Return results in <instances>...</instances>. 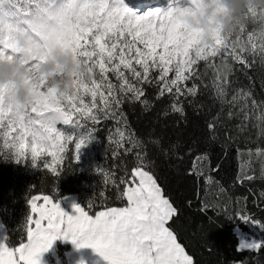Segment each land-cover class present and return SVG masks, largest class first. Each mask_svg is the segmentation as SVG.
<instances>
[{"label": "snow or ice", "instance_id": "6c2138e0", "mask_svg": "<svg viewBox=\"0 0 264 264\" xmlns=\"http://www.w3.org/2000/svg\"><path fill=\"white\" fill-rule=\"evenodd\" d=\"M226 19L231 22L228 30ZM57 49L70 53L90 76L85 79L74 72L68 93L49 86L37 71ZM2 62L22 64L31 74L25 83L30 84L33 101L21 108L11 99L16 85L0 84V155H11L17 162L30 160L34 167L58 177L73 137L64 135L57 124L79 127L86 123L91 133L111 119L117 124L109 137L113 155H132L134 161L119 176L114 170H99L104 183L99 193L102 210L92 212L97 204L90 201L87 210L73 205L75 214L68 215L51 195H33L26 241L15 246L0 243V264H41L42 253L57 239L92 248L107 264H196L173 227L181 209L160 183L145 142L128 125L123 105L139 103L150 110L166 101L163 116L174 113L186 119L185 105L196 103L203 86L221 105V112L224 105L229 106L226 117L217 113L208 122L209 139H215L218 122L233 118L240 119L241 130L253 121L252 127L264 138V100H256L251 85L246 90L233 88L236 65L250 70L258 64L264 71V4L244 0L241 13L233 19L226 0H187L186 7L146 14L135 13L123 0H0ZM148 87L156 89L151 101ZM83 143L75 142L76 160ZM152 143L163 156L175 147L166 146L161 138ZM187 154L193 155L192 149ZM253 156L261 160L260 178L264 179V147H257L247 150L248 162L241 163L238 182L256 179L249 174ZM208 161L206 153L195 155L187 171L195 181L204 178L206 187L217 183ZM109 189H115L120 206H109ZM224 191L219 187L220 194ZM203 196V211L221 207L218 198L214 197L215 203L208 200L207 191ZM258 198H264V192ZM233 216L260 223L243 209ZM242 248L260 252L264 243L237 250Z\"/></svg>", "mask_w": 264, "mask_h": 264}, {"label": "trees", "instance_id": "16d2710c", "mask_svg": "<svg viewBox=\"0 0 264 264\" xmlns=\"http://www.w3.org/2000/svg\"><path fill=\"white\" fill-rule=\"evenodd\" d=\"M156 1L169 4L186 0ZM236 68L233 88L246 90L251 85L256 100H264V71L259 65L250 70H239V65H236ZM155 92V87H148L147 95L150 101ZM166 103L157 102L150 110H145L139 103L126 102L123 111L134 135L145 142L148 156L154 161L153 170L160 183L166 187L167 193L181 209L179 218L173 225L180 241L186 245L196 264H233L234 261L264 264V250L260 252L237 250L239 238L235 228L243 232H249L250 228L248 221H243L237 216L231 217L234 211L243 209L246 214L260 220L258 224L264 230V198H258L259 194L264 192V179L260 178L261 160L253 156L250 161L249 174L254 175L256 179L243 183L237 180L241 163L248 162L247 150L255 151L257 147H264V138L260 137L259 129L252 127L253 121H249L248 126L241 130L237 127L241 123L239 118L224 119L218 122L215 139H209L208 122L217 113H220L221 117H226L229 106L224 105V111L221 112V105L212 99L210 91L203 86L196 103L185 105L186 119H181L174 113H169L167 117L163 116L161 113ZM116 128V122L111 119L104 120L91 133L86 123L79 127L74 124L65 126L64 132L67 136L73 137V141L66 149L62 171L58 177H54L42 167H34L30 160L17 162L11 155L6 157L0 155V218L8 246L18 245L22 239L26 241V229L31 216L30 200L33 195L43 192L54 199L77 195L86 210L90 201L97 204L92 212L102 210L99 207L101 203L99 193L104 190V183L103 174L99 170H114L115 175L119 176L124 167H131L134 161L132 155H121L119 158L113 155L114 145L109 137L115 134ZM229 135L231 139L227 138ZM81 136L92 140L91 146L97 158L94 170L81 172L78 165L73 162L71 152H68ZM157 138H161L166 146H175L167 156L161 155L158 148L153 145L152 141ZM188 149H192L193 155L187 154ZM238 149L244 155H241ZM205 153L209 157L211 174L217 182L207 187L204 178L195 181L193 177L187 175L194 156ZM205 172H208V167L205 168ZM221 186L225 189L223 194L219 192ZM205 191L208 193V200L215 203L214 197L218 198L221 207L203 211L201 205ZM197 193L200 194L199 199ZM106 195L111 198L109 206H120L115 200V189H109ZM210 219L213 221L212 224H209ZM61 248L59 245L57 250L59 254Z\"/></svg>", "mask_w": 264, "mask_h": 264}, {"label": "rangeland", "instance_id": "374dc122", "mask_svg": "<svg viewBox=\"0 0 264 264\" xmlns=\"http://www.w3.org/2000/svg\"><path fill=\"white\" fill-rule=\"evenodd\" d=\"M124 4L128 6L131 10H133L137 14H146L150 10L156 9H164L167 10L172 7H186L187 0L185 2H171L169 4H164L162 2L151 3L149 6L145 7V9H141L134 6L130 1L123 0ZM141 3V2H139ZM226 3L230 9V5L228 4L227 0ZM138 8V9H137ZM233 10V9H232ZM225 21L229 20H224ZM68 124L58 123L57 128L60 130L64 135L65 126ZM67 136V135H66ZM79 140H83V146L80 148L78 156L79 159L76 160L74 156L75 152V145L71 151V155L73 157V162L78 165V168L81 172L84 170L92 169L94 170L95 163H96V155L92 149V140L88 138H84L83 136L79 137ZM71 143V142H70ZM43 159V158H42ZM50 159V158H47ZM53 200L59 203L60 207L68 214L74 215V208L73 205H79L80 207L84 208L83 205L80 203V199L77 195H67L62 198L54 199ZM31 215L32 212H31ZM248 225L250 228L249 232H243L239 228H235V232L239 238V248L242 245H250L254 243H263L264 242V230L258 223H253L251 220L248 221ZM0 243H4L7 245L6 241V232L4 226L2 224L0 218ZM62 246L61 253L57 250L58 246ZM245 249V248H242ZM61 254L63 256H61ZM41 264H107L105 261L94 249L92 248H77L73 243H71L70 239H57L54 241L50 249L41 255Z\"/></svg>", "mask_w": 264, "mask_h": 264}, {"label": "clouds", "instance_id": "9594fccd", "mask_svg": "<svg viewBox=\"0 0 264 264\" xmlns=\"http://www.w3.org/2000/svg\"><path fill=\"white\" fill-rule=\"evenodd\" d=\"M230 7L233 9V19L239 16L242 11L244 0H227ZM259 4H264V0H256ZM231 27L230 21H225V29ZM21 46H24V41L21 40ZM25 60L29 59L28 54H24ZM40 75L47 78V83L51 87L57 88L62 93L72 91V74L78 73L83 78H90L86 69L75 63L73 56L70 53H65L63 50H55L48 54L37 68ZM55 74V75H53ZM31 74L26 71L25 67L19 63L2 62L0 63V84L12 82L16 85V89L11 96L15 104L21 106H30L33 101V96L30 92V84L25 83L26 79H30Z\"/></svg>", "mask_w": 264, "mask_h": 264}]
</instances>
